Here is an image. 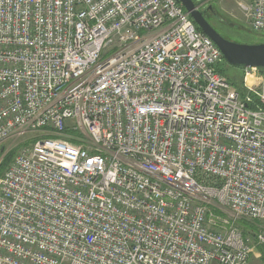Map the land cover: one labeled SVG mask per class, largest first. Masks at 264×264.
Segmentation results:
<instances>
[{
    "label": "built area",
    "instance_id": "1",
    "mask_svg": "<svg viewBox=\"0 0 264 264\" xmlns=\"http://www.w3.org/2000/svg\"><path fill=\"white\" fill-rule=\"evenodd\" d=\"M237 5L264 35V0ZM222 62L177 0H0V144L36 135L0 177V264H251L264 75L242 98Z\"/></svg>",
    "mask_w": 264,
    "mask_h": 264
},
{
    "label": "rangeland",
    "instance_id": "2",
    "mask_svg": "<svg viewBox=\"0 0 264 264\" xmlns=\"http://www.w3.org/2000/svg\"><path fill=\"white\" fill-rule=\"evenodd\" d=\"M217 13L220 16L207 17L208 21L214 25L219 31H221L226 37L231 40L245 43L254 44L264 42V35L262 33L254 32L246 22L242 11L237 5L238 0H212ZM224 68L226 75L231 78L234 82L238 83L242 79L244 73L243 68L235 67L226 63L223 60L220 65ZM36 135H27L25 138L17 139L14 142H5L0 144V177L12 162L14 156L18 153L21 148V143L27 140L29 137H35ZM14 150V156L9 163L4 167L2 162L4 156L10 150ZM248 226L243 229L245 235L248 237L250 243L253 246V252L251 254V264H264V255L262 254V248L264 244L258 242V234L264 229V220L247 222Z\"/></svg>",
    "mask_w": 264,
    "mask_h": 264
},
{
    "label": "water",
    "instance_id": "3",
    "mask_svg": "<svg viewBox=\"0 0 264 264\" xmlns=\"http://www.w3.org/2000/svg\"><path fill=\"white\" fill-rule=\"evenodd\" d=\"M190 15L196 26L218 47L229 65L240 68L264 69V42L245 44L233 41L219 33L200 9L201 0H177Z\"/></svg>",
    "mask_w": 264,
    "mask_h": 264
},
{
    "label": "trees",
    "instance_id": "4",
    "mask_svg": "<svg viewBox=\"0 0 264 264\" xmlns=\"http://www.w3.org/2000/svg\"><path fill=\"white\" fill-rule=\"evenodd\" d=\"M197 29H199V28L197 27ZM258 70L264 75V69H258ZM218 72L221 73V74H223V75H225L227 77L228 81L238 90V92H239V94L241 95L242 98L245 97V95L247 94V92H246V89L243 87V84H242L243 83V75H244V73L242 74L241 81L238 82V83H236V82H234L231 78H229L226 75L224 68H222L221 66L218 67ZM248 107H252V104H249L248 103ZM30 139L28 138L24 143L22 142L20 145H24V144L25 145H28L30 141H35V139L32 138V137ZM14 153H15V151L12 150V149L10 151H8L6 153V155L4 156V161L2 162L1 165L5 167L9 163V161L12 159V157L14 156ZM240 225H241V227L243 229H245L248 226L247 222H240ZM262 253L264 254V247L262 248Z\"/></svg>",
    "mask_w": 264,
    "mask_h": 264
},
{
    "label": "flooded vegetation",
    "instance_id": "5",
    "mask_svg": "<svg viewBox=\"0 0 264 264\" xmlns=\"http://www.w3.org/2000/svg\"><path fill=\"white\" fill-rule=\"evenodd\" d=\"M200 3V9L201 10H204L205 11V16L207 17H215V16H220L215 7H214V4H213V1L212 0H201L199 1ZM206 17V18H207ZM213 25V24H212ZM214 27V25H213ZM219 33H221L224 37H226V35H224L221 31H219L216 27H214ZM228 39H230L229 37H226ZM244 70V69H243Z\"/></svg>",
    "mask_w": 264,
    "mask_h": 264
},
{
    "label": "crops",
    "instance_id": "6",
    "mask_svg": "<svg viewBox=\"0 0 264 264\" xmlns=\"http://www.w3.org/2000/svg\"><path fill=\"white\" fill-rule=\"evenodd\" d=\"M263 254V253H262ZM264 255V254H263ZM250 262H251V260H250Z\"/></svg>",
    "mask_w": 264,
    "mask_h": 264
}]
</instances>
